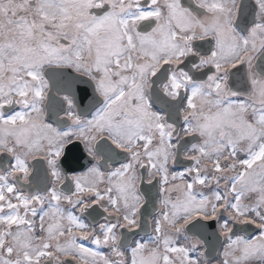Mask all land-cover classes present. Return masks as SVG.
Instances as JSON below:
<instances>
[{"label":"snow or ice","instance_id":"snow-or-ice-1","mask_svg":"<svg viewBox=\"0 0 264 264\" xmlns=\"http://www.w3.org/2000/svg\"><path fill=\"white\" fill-rule=\"evenodd\" d=\"M0 264H264V0H0Z\"/></svg>","mask_w":264,"mask_h":264}]
</instances>
